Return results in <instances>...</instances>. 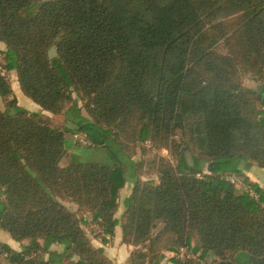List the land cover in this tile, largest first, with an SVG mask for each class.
Instances as JSON below:
<instances>
[{"label": "trees", "instance_id": "1", "mask_svg": "<svg viewBox=\"0 0 264 264\" xmlns=\"http://www.w3.org/2000/svg\"><path fill=\"white\" fill-rule=\"evenodd\" d=\"M0 43V99L17 105L6 78L16 72L24 97L84 136L73 147L38 112L0 109V229L21 244L0 242V264H114L80 212L112 234L106 211L118 210L129 169L120 224L121 243L137 248L130 264L181 248L198 262L171 264H264V189L250 183L254 197L229 178L264 169V101L240 78L264 80V0H0ZM145 141L177 160L147 164L157 184L142 182L128 150Z\"/></svg>", "mask_w": 264, "mask_h": 264}, {"label": "rangeland", "instance_id": "2", "mask_svg": "<svg viewBox=\"0 0 264 264\" xmlns=\"http://www.w3.org/2000/svg\"><path fill=\"white\" fill-rule=\"evenodd\" d=\"M2 48H4V45L2 43H0V49H2ZM220 51L222 53H226V50L223 48V46H220ZM6 78L9 82L11 90H12V94L9 96V99L14 97L17 101V105L14 107H11L10 105H7L6 100L0 99V109L4 113L13 115L19 110H27L28 112H38L40 114L41 118L46 119V120L48 119L52 123H54L55 125L63 127L72 136H74L71 139V143H72L73 147L75 145L74 139H76L78 143L82 144V142L84 141V136L81 133H79L77 131L76 127L70 122L69 117H67L68 115H66V114L53 115L50 112L43 110V108L41 106L37 105V103H35L34 101L24 97L20 91V88H19V85L17 82L16 72L8 73L6 75ZM240 78H241L242 84H243L245 89L255 91L260 97V91H262L264 89V80L257 79L255 77H253L252 75L245 73V72L240 73ZM73 98L76 100L75 101L76 106L81 107L80 98L74 93H73ZM81 114L86 116V113L82 108H81ZM173 140L178 141L179 135H175L173 137ZM174 141H170V143H172ZM127 145L129 147L128 150H129L130 154L132 155V160L138 164L137 170L139 172L144 173L142 175V182H150L147 175H152L153 183L154 184L158 183L156 173H151V174L148 173L147 164H149L151 162L159 163L160 159L168 161L170 163V165L172 164V165L176 166V164H177V160L172 157L170 146L164 147V146H161L159 143L154 144L151 141H145L143 143L128 142ZM68 156L61 163V166L66 165L65 163L68 162V160H69ZM73 157L84 158L83 155H81V153H79V152H76ZM186 158H187L188 163L191 165L192 164V157L189 154H187ZM208 166H209V163L207 161H204V163L202 165V169L204 172H209ZM197 175H198V173H196V176ZM242 175L246 179L245 181H242L240 178L235 179L232 176L229 177V178H233V180L235 181V182H233L235 188H237V189L242 188V189L246 190L248 193L253 194V192L250 189L249 184L255 183L264 189V169L263 168L259 167L255 163H252L250 169L243 170ZM126 176L128 178V181L131 183L133 181H135V179H137L136 175L133 173V171L131 169H129L126 172ZM55 200L57 202H59L60 204H62L68 210V212L74 213V212H76L77 207H79V205L75 201H73L72 199H69L64 194L59 193L58 195L55 196ZM80 213L84 216L85 220L90 215L89 212H87L84 209H82ZM96 229H100V227L97 226ZM86 230H87V233L89 234L90 231H89L88 227H86ZM2 231H4V230H2ZM159 231H160L159 224L154 225L151 229V236L155 237L159 233ZM4 232L10 238L9 234L6 231H4ZM24 243H27V242L24 241ZM11 246L13 247V249L19 251L21 244L16 243V244H13ZM133 248H134V250H133L132 254L137 249L135 247H133ZM163 255L165 258H163L161 260L160 264H171V262H169V261L172 258H178L180 261H184L185 259L190 258L194 262H198L196 257H194L188 250H183L182 248L176 254H174L172 252H169V253L165 252V254H163ZM211 261L214 263H217V264H221V262H219V260L217 261L216 259H213V258L211 259ZM130 263H131V260L129 261L128 264H130Z\"/></svg>", "mask_w": 264, "mask_h": 264}, {"label": "crops", "instance_id": "3", "mask_svg": "<svg viewBox=\"0 0 264 264\" xmlns=\"http://www.w3.org/2000/svg\"><path fill=\"white\" fill-rule=\"evenodd\" d=\"M130 187H131V182H129L127 187L121 191V196L118 202L119 203L118 210L116 212L106 211L105 222L107 224L109 231L112 234L104 233L102 227H100L98 223L96 224L91 220L92 218L90 215L88 216V218L86 217L87 218L86 221L89 223L90 230L92 229L93 232L98 234V238L90 236L92 238L93 246L95 248H102L104 256H106L114 264H128L130 261V256L134 250L133 246L121 243L122 233H121L120 223L122 222V216L124 212L123 201L125 198H127L130 195L131 193ZM78 208L79 207H77V210ZM114 220H117L118 224L115 227H112V222ZM97 226L100 227V229H96ZM102 238L108 241L105 245L101 241ZM0 241L2 243L5 242L10 245L16 244V242L11 240L1 229H0ZM62 249H63L62 245L53 244L50 246L51 251L61 252ZM76 260L77 258L74 261Z\"/></svg>", "mask_w": 264, "mask_h": 264}, {"label": "water", "instance_id": "4", "mask_svg": "<svg viewBox=\"0 0 264 264\" xmlns=\"http://www.w3.org/2000/svg\"><path fill=\"white\" fill-rule=\"evenodd\" d=\"M55 56H56V49L53 47L49 51V59H52ZM260 99H261V101H264V89L262 91H260Z\"/></svg>", "mask_w": 264, "mask_h": 264}, {"label": "built area", "instance_id": "5", "mask_svg": "<svg viewBox=\"0 0 264 264\" xmlns=\"http://www.w3.org/2000/svg\"><path fill=\"white\" fill-rule=\"evenodd\" d=\"M231 181H232V182H235V181L233 180V178H231ZM254 197H255V195H254Z\"/></svg>", "mask_w": 264, "mask_h": 264}]
</instances>
